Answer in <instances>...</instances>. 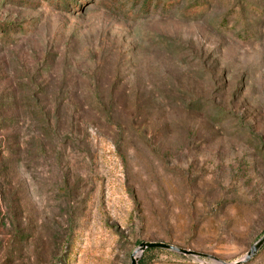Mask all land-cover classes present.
<instances>
[{
    "label": "rangeland",
    "instance_id": "rangeland-1",
    "mask_svg": "<svg viewBox=\"0 0 264 264\" xmlns=\"http://www.w3.org/2000/svg\"><path fill=\"white\" fill-rule=\"evenodd\" d=\"M68 1L0 0V264L148 242L242 261L264 236V0Z\"/></svg>",
    "mask_w": 264,
    "mask_h": 264
},
{
    "label": "water",
    "instance_id": "water-1",
    "mask_svg": "<svg viewBox=\"0 0 264 264\" xmlns=\"http://www.w3.org/2000/svg\"><path fill=\"white\" fill-rule=\"evenodd\" d=\"M263 247H264V236L255 245L252 246L250 251L247 253L246 257L242 261L237 262L235 264H246L250 262L254 257L258 255V253L261 251ZM150 250L167 251L186 257H194L197 259H208L216 262L217 264H226L225 262L211 255L195 252L192 250H186L174 245L160 243V242H148V243L140 244L138 249L133 253L131 257L132 264H139V260L143 256V254Z\"/></svg>",
    "mask_w": 264,
    "mask_h": 264
},
{
    "label": "trees",
    "instance_id": "trees-1",
    "mask_svg": "<svg viewBox=\"0 0 264 264\" xmlns=\"http://www.w3.org/2000/svg\"><path fill=\"white\" fill-rule=\"evenodd\" d=\"M66 1L69 2L68 0H66ZM135 1L136 0H134V2ZM177 2H178V0H168L167 2H165L161 6L166 8V12H170L175 7V4H177ZM144 3H146L144 5L145 13H149L150 9H157L158 8V4H162L160 0H156L153 3H152V0L151 1L150 0H146V1H144ZM165 8H164V10H165ZM150 251H153V250H150ZM150 251H147V252H150Z\"/></svg>",
    "mask_w": 264,
    "mask_h": 264
}]
</instances>
